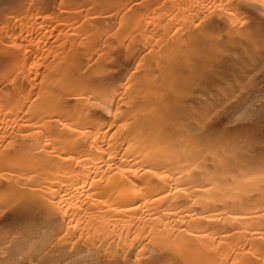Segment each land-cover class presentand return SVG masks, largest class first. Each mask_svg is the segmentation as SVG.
<instances>
[{
  "label": "bare ground",
  "instance_id": "obj_1",
  "mask_svg": "<svg viewBox=\"0 0 264 264\" xmlns=\"http://www.w3.org/2000/svg\"><path fill=\"white\" fill-rule=\"evenodd\" d=\"M0 264H264V0H0Z\"/></svg>",
  "mask_w": 264,
  "mask_h": 264
}]
</instances>
